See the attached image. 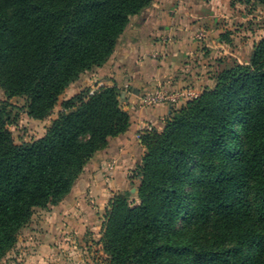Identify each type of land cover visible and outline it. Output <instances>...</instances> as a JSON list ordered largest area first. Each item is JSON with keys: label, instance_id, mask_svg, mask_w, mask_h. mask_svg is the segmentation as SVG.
I'll list each match as a JSON object with an SVG mask.
<instances>
[{"label": "trees", "instance_id": "1", "mask_svg": "<svg viewBox=\"0 0 264 264\" xmlns=\"http://www.w3.org/2000/svg\"><path fill=\"white\" fill-rule=\"evenodd\" d=\"M151 1L0 0V261L34 212L58 205L93 155L130 126L116 85L91 96L84 88L60 104L42 137L16 145L8 100L25 98L29 119L49 117L71 84L109 61L130 17ZM213 79L175 105L160 131L141 134L137 202L117 194L105 216L107 264H264V38L247 64ZM181 218L216 225L176 243Z\"/></svg>", "mask_w": 264, "mask_h": 264}, {"label": "crops", "instance_id": "2", "mask_svg": "<svg viewBox=\"0 0 264 264\" xmlns=\"http://www.w3.org/2000/svg\"><path fill=\"white\" fill-rule=\"evenodd\" d=\"M238 19L233 0H152L130 17L109 61L82 75L61 96H73L97 81L114 84L121 90V107L130 116L129 128L93 155L58 205L35 211L1 264H91L93 254L86 247L93 242L101 249L111 199L130 181L139 185L129 175L145 152L141 134L150 127L160 131L172 114L171 105L144 104L143 95L162 88L186 89L198 96L211 87L217 69L214 59L224 48L216 37L231 36ZM99 72L103 80L92 78ZM39 213L38 221L34 216Z\"/></svg>", "mask_w": 264, "mask_h": 264}, {"label": "rangeland", "instance_id": "3", "mask_svg": "<svg viewBox=\"0 0 264 264\" xmlns=\"http://www.w3.org/2000/svg\"><path fill=\"white\" fill-rule=\"evenodd\" d=\"M233 4L236 5L238 17L240 16L241 20L238 19L239 21H237L236 24H233L232 31L230 32L231 36H229V33H223L221 36L216 37V40L222 43L224 48L221 49V51L216 55L214 59L213 66H216L217 69H214L215 72L214 74H212V77L215 76L217 71H220L224 68H228V67H231L237 64H247L252 54L253 46L259 40L264 38V9L262 6H260L259 0H233ZM211 73H213V71H211L210 74ZM96 74L97 75L93 76L92 78L103 80V78L100 76L101 75L100 72ZM85 88H89V87H85ZM157 89L161 90L162 88H157ZM182 90H185V89H181V90L179 89L175 91H167V90L165 91L177 93ZM1 92H0V97H1ZM154 92L143 95L142 101L144 104H145V100L143 98L145 96H148V95L150 96L154 94ZM61 96L59 97V101L57 105L55 106L52 114L46 119L41 120V121L32 120L26 116V99L25 98L14 97V98L9 99L8 102L11 105L9 110L11 112V120H13V123L12 125L8 126V130L10 132L13 143L16 145H19L22 143L31 142L33 140H36L42 137L45 134L47 128L49 127L50 122L57 117L58 112L61 110L60 104L64 100H67L72 97V96H69V97L64 96L61 98ZM119 101H120V106H121L122 105L121 96H120ZM173 107L174 106H172V108ZM166 120L164 121V124ZM150 129H152V127H150L147 130H150ZM192 174L193 175L190 178L188 177L182 185L183 190L186 194H189L190 191L194 189L195 185L193 183V179L196 178V176H198V172L194 171ZM129 176L131 177L132 180L135 179L139 181V179L135 177V171H133ZM137 188L138 186H135V183L130 181L129 187H127L123 191H119L118 193H116V195L123 193V192H128L129 199L133 202H137ZM187 206H189V209L192 208L193 206V203L191 202L189 197L187 200ZM41 216H42L41 213H39V215L36 214L34 216V219L39 221L41 220ZM186 221L187 220H184L183 218H181L176 223L175 231L177 232L176 234L177 236L176 235L174 236L175 240L177 241L176 243L187 242L186 239L190 235H193V234H200V235L205 234V233L207 234L211 232L213 227L216 225V224H210L204 227L198 226V225L188 226L187 223L189 221L188 222ZM18 237H19V234H18ZM18 237H17V242H18ZM82 248L83 247H78L77 249H82ZM86 248H88L87 250L88 254L89 253L93 254V257L91 258L92 259L91 264H107L106 260L108 257L103 251L102 246H100L101 249H99L98 246L92 242V244L87 246ZM2 260L0 261V264Z\"/></svg>", "mask_w": 264, "mask_h": 264}, {"label": "built area", "instance_id": "4", "mask_svg": "<svg viewBox=\"0 0 264 264\" xmlns=\"http://www.w3.org/2000/svg\"><path fill=\"white\" fill-rule=\"evenodd\" d=\"M102 87H104V84L97 81L96 83H94L93 86L90 87L88 95L89 96L93 95L98 89ZM195 97H197V95L193 94L191 91L186 89L177 93L167 92L165 90L158 89L156 92H154V94L150 96L149 95L145 96L144 100L147 105H151V106L161 103H167L171 106H175L184 100H190ZM109 168L110 170H112V166H110Z\"/></svg>", "mask_w": 264, "mask_h": 264}]
</instances>
